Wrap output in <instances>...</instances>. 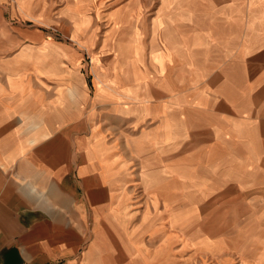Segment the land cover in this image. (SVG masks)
Here are the masks:
<instances>
[{
	"label": "crops",
	"instance_id": "1",
	"mask_svg": "<svg viewBox=\"0 0 264 264\" xmlns=\"http://www.w3.org/2000/svg\"><path fill=\"white\" fill-rule=\"evenodd\" d=\"M32 3L0 0V264H120L96 249L120 153L104 132L75 133L76 123L91 127L80 113L89 100L48 70L41 30L20 21L37 19ZM218 12L224 29L198 47L192 102L166 91L161 108L145 104L160 124L135 138L145 155H169L155 144L174 140L181 162L192 138L194 164L212 172L235 226L257 219L264 230V0H223Z\"/></svg>",
	"mask_w": 264,
	"mask_h": 264
},
{
	"label": "rangeland",
	"instance_id": "2",
	"mask_svg": "<svg viewBox=\"0 0 264 264\" xmlns=\"http://www.w3.org/2000/svg\"><path fill=\"white\" fill-rule=\"evenodd\" d=\"M222 1L33 0L37 19L20 20L41 30L40 50L57 83H70L77 102L89 100L80 113L91 127L76 123L75 133L104 132L109 151L120 153L124 171L97 220L96 249L108 261L264 264V230L257 219L235 226L240 220L217 202L212 172L194 164L192 138L183 162L174 140L155 144L169 155H145L135 138L159 123L145 104L161 108L166 91L192 102L198 47L204 35L223 32Z\"/></svg>",
	"mask_w": 264,
	"mask_h": 264
}]
</instances>
